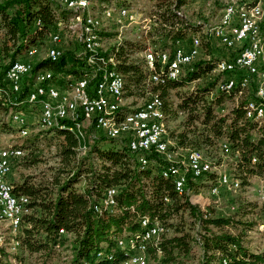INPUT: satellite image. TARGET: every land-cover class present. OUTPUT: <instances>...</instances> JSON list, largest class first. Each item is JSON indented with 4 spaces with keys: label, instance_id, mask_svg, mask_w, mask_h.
Instances as JSON below:
<instances>
[{
    "label": "trees",
    "instance_id": "obj_1",
    "mask_svg": "<svg viewBox=\"0 0 264 264\" xmlns=\"http://www.w3.org/2000/svg\"><path fill=\"white\" fill-rule=\"evenodd\" d=\"M186 1L156 0L150 13L154 25L144 36V40L162 43L160 49L154 48L156 52L169 50L171 53L176 42H187L193 34L191 32L196 33L197 29L192 30L178 14ZM10 10L13 15L9 14ZM72 15L51 0L0 1V28L4 32L0 46V86H5L3 79L11 64L29 49L38 48L36 44L45 46V54L48 53L58 23L65 22ZM142 42L125 41L102 52L100 55L105 60L112 57L114 62V66L109 64L106 69L99 63L88 65L86 51L81 55V50H65L55 62L48 57L36 62L38 53L35 56L34 52L30 75L47 70L50 77L44 85L62 88L67 77L83 79L100 69L87 88L91 94L90 89L104 71L114 67L123 78L124 97L146 91L158 93L154 95L162 103L164 100V116L183 115L180 129L172 131L166 138L178 149L202 152L213 148L216 141L226 140L223 143L237 154L234 176L239 179L240 187H247L252 177L263 176L264 124L258 126L259 123L245 117V103L253 99V93L249 95L251 99H245L229 115L218 116L214 113V106L226 96L218 84L228 77L226 74H218L223 78L195 90L184 89L210 73L219 59L216 63L212 60L194 62L178 79L156 85L147 81L149 72L144 57H135L145 49ZM165 67L154 63L157 72ZM31 77L24 80L20 93L0 97V118L11 110L24 112L22 110L29 107L24 104L18 110L15 103L26 98L33 84ZM171 91H176L177 100L173 110V103L168 101ZM235 92L236 89L231 93ZM29 108L36 110L34 106ZM124 114V106L117 109V119ZM1 126L0 120V129L4 130ZM74 126L75 122L62 121L57 128L25 137H19L17 129L9 131L14 135L13 140L21 139L19 145H14L26 151L15 161L12 171L16 166L26 170L43 163L37 145L41 141L54 144L57 164L43 171L42 175L24 176L14 182L9 178L14 196L29 200L27 209L30 213L22 218L19 232L13 239L18 242L17 250L11 255L0 248V264H11L12 259L24 264L26 259L33 257L38 264H53L61 261L63 251L69 254L65 264H121L132 252L128 248H119L117 243L130 237L140 238L144 232L143 219L150 223L157 221L165 229L157 242L144 245L148 263L218 264L220 259H226L229 264H264V254L251 252L244 243L247 232L255 227L245 219L246 210L256 207L254 204H243L232 217L215 218L190 203L186 196L198 181L215 173L199 179H193L188 173L186 187L182 194H178L173 179L161 173L168 166L162 157L148 155L150 163L146 167L139 166L138 156L128 149L126 139H110L101 134L99 139L97 133L93 139L95 131L91 130H83L84 138L80 139L75 132L66 129H74ZM82 145L86 146L84 156H80ZM109 189L116 191L115 207L111 212L101 210L97 213L93 207ZM194 249L201 252L198 258Z\"/></svg>",
    "mask_w": 264,
    "mask_h": 264
},
{
    "label": "rangeland",
    "instance_id": "obj_2",
    "mask_svg": "<svg viewBox=\"0 0 264 264\" xmlns=\"http://www.w3.org/2000/svg\"><path fill=\"white\" fill-rule=\"evenodd\" d=\"M0 1H6V0H0ZM51 1H54L56 4L60 5L65 10H67L64 6L61 5L60 0H51ZM155 3L156 0H91L88 10H85L84 17L86 15H90L95 17L99 21L100 26L97 30L98 31L97 33L98 36L100 37L102 52H104L106 50L112 49L113 47H118L119 44L125 41L134 42V43L140 41L142 42V40H144V36L146 35V33L150 32L153 27L152 25H154V20L151 19L150 13L153 12ZM224 3L225 0H187L185 5L182 6V9L180 10L182 18H184V20L187 21L189 25H191V29L192 30L197 29L196 33L198 32L199 35H201L200 37L202 43L201 44L202 47L200 50L201 54L200 57L195 62L197 61L206 62L212 60L215 61L216 63V60L218 59L219 61L224 60V58L230 57L233 54V52L231 53L227 51L223 46H221L216 41V39L212 37L210 34V30H212L214 27L218 25L221 10L224 6ZM121 9H126L130 14H133L134 17L133 20L134 22H132L131 25H127V28L125 23H118L117 19L114 18L111 19V16L107 18L105 15V11L107 12L108 10H111L112 11L111 14L114 13L115 16H121L120 15ZM262 10L264 12L263 3H262ZM70 12L73 14L72 17L70 16L65 22L60 21L58 23V26L61 25L60 34H61L62 47L64 50H68V51L76 50V49L81 50V46L78 44L76 40V35L79 33V31H76L78 28L77 21L81 16V9ZM9 14L13 15V11L10 10ZM123 22H127L124 17H123ZM261 26L264 29V17ZM194 32L192 31L191 33ZM3 35L4 32L0 28V46L3 40L2 38ZM142 43L143 45H145V49L143 52L135 54L136 55L135 57L143 58L146 49L149 48L151 51H155L154 48L160 49L162 45L161 42L158 43L151 39L144 40ZM35 46L38 48H32L29 49V51H34L35 56L38 53V55L36 56V62L42 61V59H45L47 57V52L45 54L46 51L45 46H41L39 44H36ZM165 51L169 52V50H165ZM25 55H20L21 57L19 56L17 60H24L26 58ZM25 60L32 62L33 58L30 59L27 58ZM218 62L216 63L215 66H217ZM146 69H147V65H146ZM183 70L184 68H179L180 75L182 74ZM46 71L47 70H41L39 72L42 75H46ZM219 77L221 76L218 75L217 72H215V67H214V69L210 73L205 74L201 76L199 79L190 83L189 86H187L184 89V91H192L198 87L199 88L203 87L204 85H207L209 82H212L213 80L218 79ZM222 78L223 76L221 77V79ZM225 80L226 79H224V81ZM221 90L223 91V88H221ZM252 90L253 89H250L249 92L244 95L245 98L242 97V94H238L237 92L225 93L226 96L222 97L223 99L220 101V103L214 106V113L222 117L229 115V113L233 109H235L239 104L244 103L245 99L252 98L251 96H249L250 94H252ZM175 93L176 91H171L169 93L168 101L169 102L171 101V103H173L172 110L174 109L175 106L174 104H176L177 102L175 98ZM154 94H158V93L146 91L144 93H137L131 97L126 98L124 97V91H123V101H122L123 103L120 105L119 109L124 106V108L126 109V113H129L141 107L149 99V97ZM22 105L16 106L19 107L18 110L21 109L20 106ZM33 106L36 107L34 113L32 112L33 111L32 108H29ZM29 107L23 109L22 111L24 112L11 110L5 114H2L0 120L2 121L1 127H4V130L0 129V149L6 150L11 148H18L15 145L16 144L19 145V143L21 142V139L18 138H15V140H13L14 135H11V132H9V131H14L13 129H17L18 131H20V128L16 124L11 123V115L14 112L19 113L22 116H27L28 122H26L25 136L27 135L30 136L40 133L42 129L36 126V121H37L36 115L39 114V108L35 105H29ZM181 115L177 117L169 116V115H167V117L164 116L163 127H164L165 139L167 138V135H169L172 131H178L180 129L181 122L183 121L182 120L183 115L182 116ZM65 121H69V118L66 119ZM257 123H259L258 126L264 124L263 121ZM83 130H88V128H80V129L77 128V131H82L81 132L82 134H84ZM25 136L19 134V137H25ZM97 137L100 139L102 136L98 134ZM166 140L168 142V152L170 153V156H172L171 163L175 165L180 164L182 168L185 167L187 156L192 151L187 152L184 150H180L174 145L173 142L169 141L168 139ZM223 142H226V140H218L216 141L213 148H210L207 151L199 152L201 159H203V161H205V163H207L211 168V172L206 175H210L213 173L215 174L212 175V177L210 176L202 180L200 179L201 181H198L197 184L193 185L190 189V192L186 196L189 198L190 203H193L195 206L199 207L201 211L203 209L206 212H209L211 216L215 218L232 217L233 215H235V213H237L238 208L242 207L243 204L245 203L254 204L256 207L249 208L246 210L247 215L245 216V219H247L251 223H254L255 227H253L249 232H247V237L245 238L244 243L245 246L251 252L264 254V212L262 210L263 200L259 195V190H260L264 196V175L261 177L250 178L249 185L245 188L240 187V184L237 188H233L231 186L218 187L217 190L218 193L216 197H215L216 192H213L211 190L213 189V187H217L219 185L218 180L222 175H227L231 179L233 178L235 180L237 179V177L234 176L237 154L232 150L230 151L229 146L227 147L228 150L223 149V146H220L219 148V145L221 143H222L221 145H226ZM37 145L40 150V155L44 160L43 163L35 169L31 168L25 170L22 169L21 167L16 166L12 171L13 162L17 160V159H12L10 174H9L10 176L12 172V175L10 177L12 182L19 181L24 176L42 175V172L48 169L49 167L56 166L57 163L56 160L54 159V153H55L54 144L41 141ZM85 150L81 149L82 152L80 156H84V153L86 152ZM24 153H26V151H22V154ZM143 166L146 167L147 164H144ZM7 179L9 181V178ZM237 182L240 183L239 179H237ZM0 233L5 234V236L0 237V248H4L6 252L12 255L17 250L18 247L14 244L13 241L14 237H16L17 234L14 235L9 230L8 227H5V229L3 227H0ZM9 241H11V244L9 243ZM155 242L157 241L154 240L152 243ZM194 250H195L196 258H198L201 252L199 251V249H194ZM131 252L133 254H139L140 256H144L145 264H157L154 261H149L148 263L145 250L143 251V253L142 251H136V253L134 251ZM68 255H69L68 252L63 251L61 253V258H62L61 261H55L53 264H65L67 262L66 259H68ZM9 262L11 264H23L14 259H12ZM24 264H38V262L33 257L26 259ZM213 264H217V262H214Z\"/></svg>",
    "mask_w": 264,
    "mask_h": 264
},
{
    "label": "bare ground",
    "instance_id": "obj_3",
    "mask_svg": "<svg viewBox=\"0 0 264 264\" xmlns=\"http://www.w3.org/2000/svg\"><path fill=\"white\" fill-rule=\"evenodd\" d=\"M77 5H87L91 3V0H73ZM236 11H245L246 6L248 5V13L252 15V18H261V11H258L260 8V0H236ZM62 6H64L69 11H76L81 9L79 6H72L71 2L68 0H60ZM88 6V7H89ZM111 10L105 11V15L107 18L110 17ZM181 17V11L178 13ZM120 15L123 16L127 22H134L133 14H130L126 9L120 10ZM84 21L87 23V27L84 28L80 33V41H84L85 49L100 50L99 52V60L104 61L107 65H113V58L107 57L105 60L102 55L101 41L98 36V28L100 26L99 21L90 15H86L84 17ZM134 24V23H133ZM233 26L242 30L245 34H254L256 31H261V23H255L247 21V19L241 13H233ZM221 31L230 32V25L221 24ZM199 33H193L191 36H197ZM54 37V34L52 35ZM51 37V47L48 50L47 57L51 62L57 61L58 58V47L52 44ZM216 41L220 44V37H214ZM201 49V38L199 37V42L195 44V52H200ZM228 51L233 52V54H239L238 46H228ZM88 53V58L86 63H92L94 60V51H86ZM34 55V51H27L26 57L29 56V59ZM258 60L260 62H264V29L262 33V39L258 42ZM21 60H16L6 71L3 82H5V86H0L1 97L9 96L8 93L12 91V75L10 71L15 70L19 67ZM100 64V67H103V62H96ZM147 69H148V64ZM224 65V60L218 62L217 66ZM165 69L162 71L160 68V72L155 71L154 63H151V73L153 77H156L159 80H176L179 78V68L175 67V64H167L165 65ZM32 64L31 61H24V69H18L15 72L14 83H13V92H20L22 90V83L29 76L31 77V73L27 75V71H31ZM110 71V83H109V96L106 100V108L104 109V114L100 115V123L101 125H107V134L109 137L113 138H125L127 137V130L123 129V124H127L128 127L133 131V137L136 139V147L140 152H149L151 151V144L146 143V135H154V154H164V151H168V142L164 138V112H163V103L162 101L155 96L154 98V115L153 108H146V115L144 119L142 117V107H139L129 113L121 116L120 119H117L116 111L120 107L123 101V91H124V81L122 76L112 67L111 70L104 71L100 80H107L109 78ZM171 75L172 79H171ZM33 84H36L38 81V85H44V82L50 77V73L46 71V75H42L39 71L34 75L33 74ZM31 77V78H32ZM80 79V78H79ZM79 79H70L67 78L65 80L64 86L62 88L57 87L56 85H48L50 86V92L57 96L58 101H63V103H59V107H57V111L55 113V105L53 101H50L47 97H41V93L36 89H31L28 91V99L33 101H27V96L23 101L15 103V106H19L22 104L35 105L39 108V127L42 130H50L53 128H57L61 125L62 121H65L69 117L72 116V113L79 112V103L77 99H74L73 96H66V93H75V95H81L83 100H90L91 94L88 93L87 88L83 87V85H79ZM156 84L157 83H152ZM233 78H226L224 81V86H232ZM256 95L264 96V68H260V73L256 77ZM3 89L5 91H3ZM234 89L237 90L238 94H242V89L236 87L223 88L224 93H231ZM11 94V93H10ZM13 96V95H12ZM9 98V97H8ZM7 99V98H6ZM5 100V99H4ZM26 102V103H25ZM116 109V111L111 112V110ZM248 107L245 110V117L249 120H253L255 122H262L261 118H253L247 116ZM21 116L19 113L14 112L11 115V120L21 121ZM264 119V112H263ZM73 122V121H72ZM17 125V124H16ZM20 128L19 134L25 136L23 133V126L17 125ZM64 128V127H63ZM77 128L81 127L75 123L74 129L71 127L66 128L70 132H75L77 137L80 139L84 138V134L82 131H77ZM83 144V143H82ZM83 148H86L82 145ZM223 149L228 150L227 145H223ZM85 150V149H83ZM17 152V154H22V151L18 148H11L2 150L0 149V162L6 163L5 167V176H9L11 161H8V154H12ZM134 153L133 151H131ZM135 154V153H134ZM19 155H12V159H18ZM185 166V165H184ZM184 170H187L190 176L193 179H199L203 175H206L211 172L210 166L201 159L199 152L192 151L187 156L186 166L183 167ZM198 169V172H197ZM164 172H171V164L164 169ZM197 173V175H196ZM163 176L171 177L173 179L175 191L178 194H182L184 191L185 185H180V178L178 175H171V173H162ZM219 185L217 187H213L211 189L213 192H217L218 187L221 186H231L233 188H237L239 183L237 180H233L227 175H222L218 180ZM3 187L4 192L8 193V195L15 199V206L18 211H16V220L18 221V228H16V224H8L9 230L14 234H18L20 225L22 222V218L24 215H27L29 210L27 209L28 201L26 197H16L12 193V186L9 183L7 178H3ZM116 195V191L114 189L106 190L103 194V198L98 202L95 206V211L98 210V213L101 210L112 211L115 207L114 196ZM110 200V201H109ZM13 215V207L12 201L8 198H0V224L2 223L3 217H9ZM141 226L144 228L143 234L135 240L133 237H130L126 241V245L118 246L119 248H128L130 251H144V245L154 240L158 241L161 235L165 233L164 227L157 221L150 223L147 219H143L141 221ZM63 233V231H60ZM125 241L124 239L119 240ZM14 244L18 246V242L14 240ZM136 259V261H135ZM144 256H140L139 254H131L129 257L124 259L121 264H145ZM218 264H229L226 259H220Z\"/></svg>",
    "mask_w": 264,
    "mask_h": 264
},
{
    "label": "built area",
    "instance_id": "obj_4",
    "mask_svg": "<svg viewBox=\"0 0 264 264\" xmlns=\"http://www.w3.org/2000/svg\"><path fill=\"white\" fill-rule=\"evenodd\" d=\"M71 2L72 6H79L81 8V16L77 21L78 28L76 31L79 33L76 35V40L78 44L81 46V55H83V51H94V60L92 63L88 65H94L96 62H103V67H107L104 61L99 60V52L100 50H93L92 49H85L84 48V41H80V33L87 27L86 21H84V13L85 10H88L87 5H77L76 2L73 0H68ZM236 0H225L224 6L221 10L220 18L218 25L210 30V34L212 37H220V45L223 46L228 51V46H238L239 47V54H232V56L224 58V65L222 66H215V72L218 74H226L227 78H233V85L232 86H224V80H222L218 88H229V87H236L242 89V97L249 92L250 89L253 93V99L247 100L245 106L248 107V114L247 116L253 118H261L263 119V112H264V96H257L256 95V77L260 73V68H264V62H260L258 60V42L262 39L263 28L261 26V31H256L254 34H245L242 30L238 29L237 27L233 26V13H241L247 19V21L255 22V23H262L264 12L262 10V3L263 0H260V8L258 11H261V18H252V15L248 13V5L246 6L245 11H236ZM131 12V11H130ZM111 19H117L118 23H125L126 28L127 25H131L130 22H123V16H115L114 13L110 14ZM221 24H228L230 25V32H223L221 31ZM57 31L54 32V37H52V44L58 47V59H60L64 53V49L61 43V25L57 26ZM71 28V27H70ZM74 31V32H76ZM199 37L191 36L187 42L178 41L176 42L173 51L170 52H156L151 51L149 48L144 52V59L145 64H148V82L150 83H157V85H163L166 81L159 80L156 77L152 76L151 73V63H158L159 67H162L167 64H175V67L184 68V71L192 65L199 57L201 52H195V44L199 42ZM29 58L27 56L25 59ZM24 59V60H25ZM24 60H21L19 67L15 70L10 71L12 75V94H18L20 92H13V83L15 72L18 69H24ZM100 69L97 70L99 72ZM31 71H27V75ZM93 72L90 75L86 76V78L79 79V85H83V87L89 88V83L96 77V73ZM171 75V79H172ZM109 83H110V71H109V78L107 80H100L96 82L94 88L90 89L91 92V99L90 100H83L81 95H75V93H66V96H73L74 99L78 100L79 103V112L72 113V116L69 117V121L75 122L81 128H88V130L95 131L92 138L94 139L96 136L95 134H101L110 139H126L127 147L130 151H133L138 156V164L139 166H143L144 164H149L150 161L147 159L146 156L154 154V135H146V143L151 144V151L149 152H140L137 150L136 147V139L133 137V131L127 124H123V129L127 130V137L125 138H113L109 137L107 134V125H101L100 123V115L104 114V109L106 108V100L109 96ZM23 84V83H22ZM32 89H36L41 93V97H47L50 101H53L55 105V113L57 111V107H59V103H63V101H58L57 96L50 92V86L48 85H38V81L36 84L32 85ZM3 91H5L3 89ZM1 97V93H0ZM241 97V96H240ZM154 95H151L149 99L141 106L142 107V117L146 115V108H153V115H154ZM27 101L29 100L27 96ZM26 103V102H25ZM116 111V109L111 110V112ZM33 113L35 112L32 111ZM36 115V114H35ZM37 116L36 124L39 127V116ZM82 120L81 122L77 123L76 121ZM26 122H28L27 116H21V121H14L11 120L12 124L22 125L23 126V133L25 134ZM223 146V145H220ZM86 149V148H81ZM230 150V149H229ZM12 155H19V158L22 157L24 154H17L14 152L12 154H8V161H12ZM167 164H171V172H164V169L161 170V173H171V175H178L180 178V185L187 184V176L188 171L184 170L181 165H175L171 163L170 153L168 151H164V154H156ZM15 162H13L14 165ZM5 167L6 163L0 162V198H8L12 201L13 207V215L9 217H3L2 223L0 227H8V224H16V228H18V221L16 220V209L15 206V199L11 198L8 193L4 192L3 187V178H10V176H5ZM198 172V169H197ZM197 175V173H196ZM187 189V188H186ZM216 195L215 197L217 196ZM259 195L263 200V211H264V196L262 192L259 190ZM29 202L28 199H24ZM110 201V200H109ZM167 201V200H165ZM95 210V206L93 207ZM98 213V210H96ZM28 214L30 212H27ZM5 236V234L0 233V237ZM126 241H120L117 243L118 246L126 245ZM136 261V259H135Z\"/></svg>",
    "mask_w": 264,
    "mask_h": 264
},
{
    "label": "crops",
    "instance_id": "obj_5",
    "mask_svg": "<svg viewBox=\"0 0 264 264\" xmlns=\"http://www.w3.org/2000/svg\"><path fill=\"white\" fill-rule=\"evenodd\" d=\"M123 103V102H122Z\"/></svg>",
    "mask_w": 264,
    "mask_h": 264
}]
</instances>
